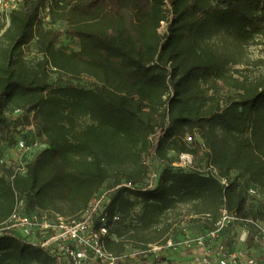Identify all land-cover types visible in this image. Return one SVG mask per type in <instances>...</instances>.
Listing matches in <instances>:
<instances>
[{"label": "trees", "instance_id": "obj_1", "mask_svg": "<svg viewBox=\"0 0 264 264\" xmlns=\"http://www.w3.org/2000/svg\"><path fill=\"white\" fill-rule=\"evenodd\" d=\"M56 22L63 31L46 26ZM216 35L264 49V0H22L8 24L0 19V133L18 124L8 114L31 111L44 145L23 172L0 153V224L18 203L28 214L76 217L100 188L126 180L134 188L114 191L109 206L121 215L115 224L135 217L105 241L117 257L128 242L141 250L164 243L166 220L181 205L203 219L197 234L213 227L222 207L256 217L241 214L246 199L235 182L223 187L208 174L209 166L225 177L243 172L264 190V78L227 75L238 60L207 43ZM61 36L76 45L59 47ZM52 72L84 75L91 86L52 85ZM219 81L236 90L223 103ZM179 153L203 156L207 168L173 166ZM130 195L141 199L139 213H131ZM51 261L61 264L0 231V264Z\"/></svg>", "mask_w": 264, "mask_h": 264}, {"label": "built area", "instance_id": "obj_2", "mask_svg": "<svg viewBox=\"0 0 264 264\" xmlns=\"http://www.w3.org/2000/svg\"><path fill=\"white\" fill-rule=\"evenodd\" d=\"M21 1L0 0V19L5 24L9 23L10 13ZM47 10L48 4L44 11ZM41 16H44L43 12ZM192 139V135L185 137L187 142ZM43 147L35 139L28 142L19 138L16 148L21 152V157L18 161H12L16 164L15 170L23 172L27 160ZM4 161L0 157V163ZM172 165L183 169L194 168L193 156L179 153ZM207 169L208 174L215 177L223 187L231 182L230 177L220 176L216 168L209 166ZM156 176L155 172L151 174L149 186ZM122 187L134 188V184L126 180L112 187L100 188L76 217L46 210L28 214L23 211L22 203H18L8 218L0 224V231L9 230L27 243L49 250L61 264H116L118 257L107 249L105 241L107 238H114L112 227L121 220L120 213L110 212L109 206L111 194ZM259 190L251 185L246 188L250 196L258 195ZM235 222L240 223V245L230 248L222 240V233ZM249 240L252 247L248 244ZM263 240L264 220L241 216L235 210L222 207L212 228L199 234L186 233L180 238H168L164 243L149 244L144 252H154L157 257V254L162 255L167 250L189 251L193 261L198 264H264V254L255 255L251 252V248ZM150 257L152 256H148Z\"/></svg>", "mask_w": 264, "mask_h": 264}, {"label": "rangeland", "instance_id": "obj_3", "mask_svg": "<svg viewBox=\"0 0 264 264\" xmlns=\"http://www.w3.org/2000/svg\"><path fill=\"white\" fill-rule=\"evenodd\" d=\"M46 26H50L59 31L64 30V22H56V23H46ZM77 43L76 40L69 39L65 36H61L58 41V46L67 50H70ZM207 43L214 49L222 50L227 52L228 55L233 57V59L238 60L237 63H230L228 66L227 75L231 77H239L246 76L249 79L262 77L264 78V49L262 45L251 44L236 47L232 39L216 35L211 37ZM27 60L33 62L36 59V55L34 53V49L28 47L27 50ZM69 81H73L78 85H82L85 87L91 86L92 80L89 77L84 75L77 78H70L66 75H63L58 72H52L49 77V82L52 85H62ZM218 87V95L221 98L222 103L226 101L227 97L233 95L236 90H234L229 84L224 83L223 81H219ZM10 119L13 122L18 120V124L12 126L9 130L0 133V153H5L4 158L8 161H18L21 157V152L16 148V139L20 138V136H27L30 140L35 139L38 143L43 142V138H41L37 132L36 125L34 120L32 119V112H28L26 110H18L13 114H8ZM24 115H28L30 123H27L25 119H23ZM193 163L195 167L199 169L207 168L205 167L204 157L201 155H193ZM155 166H159L162 169L164 166L159 164H154ZM1 170V167H0ZM231 181L235 182L238 185V189L245 195V205L243 209L240 211L241 214L256 216L259 219L264 220V190L260 189L258 195L250 196L246 192V188L251 182L248 180L247 175L243 172L233 171L230 175ZM107 185V184H106ZM105 185V186H106ZM132 200L135 201L132 214L139 213L141 211V199L138 196L130 195ZM188 206L181 205L177 209L171 212L170 217L167 218L166 222L171 223L170 229L168 231V237L171 239L180 238L186 233L189 234H197L199 232V228L203 223V219L199 217H191L187 216ZM64 211H66L64 209ZM135 217H127L124 221L115 224L112 227L113 237H116L117 230H120L124 224L129 223L130 221L134 222ZM133 219V220H131ZM162 223L159 224L161 226ZM240 225L234 224L230 225L228 229L224 233V239L227 241L228 247L235 248L239 247L240 242L238 241V235L240 233ZM263 244V245H260ZM260 244H256L253 248H251V252L255 255L264 254V240L261 241ZM252 247V243H251ZM148 248L146 246L141 250V248L135 247L134 242H128L126 245L125 251L118 257L117 264H145L149 262L148 256L155 257L154 252H149L144 250ZM183 255L182 257H178L179 264H198L193 260L188 259L187 251H180ZM163 255V254H162ZM160 254H157L155 262L161 261ZM188 260V262H186ZM183 261H185L183 263ZM36 264V263H35ZM49 264H56L54 261H51Z\"/></svg>", "mask_w": 264, "mask_h": 264}, {"label": "crops", "instance_id": "obj_4", "mask_svg": "<svg viewBox=\"0 0 264 264\" xmlns=\"http://www.w3.org/2000/svg\"><path fill=\"white\" fill-rule=\"evenodd\" d=\"M187 252H188V255H187L188 256V259L190 260V258H191V260H193L192 257H191V253L189 251H187ZM182 255L183 254L181 252H179V251L178 252H173L171 250H167V251L163 252V255L160 257L161 258V261L155 262L156 258H158V257H150L148 259L149 262H147L145 264H179L178 257L181 258ZM184 262L185 261H183V263ZM186 262H188V260ZM188 264H191V263L189 262Z\"/></svg>", "mask_w": 264, "mask_h": 264}]
</instances>
